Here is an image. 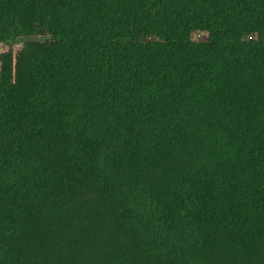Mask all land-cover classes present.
I'll use <instances>...</instances> for the list:
<instances>
[{
    "label": "trees",
    "instance_id": "obj_1",
    "mask_svg": "<svg viewBox=\"0 0 264 264\" xmlns=\"http://www.w3.org/2000/svg\"><path fill=\"white\" fill-rule=\"evenodd\" d=\"M2 44L0 264H264V0H0Z\"/></svg>",
    "mask_w": 264,
    "mask_h": 264
},
{
    "label": "rangeland",
    "instance_id": "obj_2",
    "mask_svg": "<svg viewBox=\"0 0 264 264\" xmlns=\"http://www.w3.org/2000/svg\"><path fill=\"white\" fill-rule=\"evenodd\" d=\"M38 38H41V39H43V37H38ZM46 38V37H45ZM18 45H20V46H22V44H16V46H18ZM19 46V47H20ZM8 49V44H2V45H0V50L1 51H6Z\"/></svg>",
    "mask_w": 264,
    "mask_h": 264
}]
</instances>
